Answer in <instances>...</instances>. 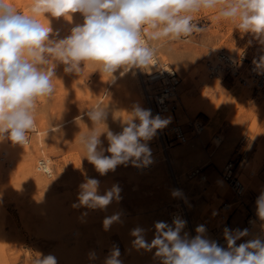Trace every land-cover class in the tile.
Here are the masks:
<instances>
[{"label":"rangeland","instance_id":"374dc122","mask_svg":"<svg viewBox=\"0 0 264 264\" xmlns=\"http://www.w3.org/2000/svg\"><path fill=\"white\" fill-rule=\"evenodd\" d=\"M13 2L27 10L31 0ZM79 15L74 14L71 22L52 19V27L62 38L82 23ZM212 15L210 11L195 14L202 30L187 38L150 42L180 78L173 114L160 112L151 98L156 89L144 79L148 68L117 72L110 81L109 76L94 72L92 65L79 76L64 73L63 65L57 67L54 93L41 98L28 143L22 147L9 140L0 142V264H33L41 254L54 255L57 264H104L114 246L120 250L122 264H160L155 249L149 252L133 246L131 232L142 228L150 243L156 222L171 225L180 212L186 221L181 235L195 237L197 226L204 225L205 237L224 248L225 228L248 229L249 235L238 240L237 246L264 236V221L256 213L257 198L264 192V90L240 85L226 74L209 79L205 72L206 61L218 51L232 54L243 66L245 59L264 57V44L228 22H213ZM36 18L47 26L45 17ZM97 103L107 106L106 124L113 133L122 130L120 117L135 105L170 120L147 142L151 167L137 172L129 163L101 176L83 159L75 136L91 126L84 113ZM175 123L186 133L183 143L174 138ZM197 123L203 125L200 132L195 129ZM104 129L101 125L100 130ZM101 141L107 148L104 135ZM40 158L49 160L51 176L36 170ZM229 160L244 184L241 195H235L222 179V168ZM196 168L206 180L189 176ZM87 178L100 181L101 194L118 185L121 199L105 210L74 208L79 187ZM173 190H180L182 196L173 197ZM117 213L120 220L106 231L105 217ZM252 218L253 228L248 224Z\"/></svg>","mask_w":264,"mask_h":264},{"label":"clouds","instance_id":"9594fccd","mask_svg":"<svg viewBox=\"0 0 264 264\" xmlns=\"http://www.w3.org/2000/svg\"><path fill=\"white\" fill-rule=\"evenodd\" d=\"M201 11L213 13V22H228L234 30L250 34L264 44V0H31L27 10L16 7L13 0H0V142L9 140L23 147L36 125V112L41 98L54 93L53 77L63 65L66 74L81 75L92 65L101 77L114 80L117 72L146 69L156 65L157 47L150 42L176 41L202 29L194 22ZM79 13L83 20L60 37L52 19L71 22ZM43 16L47 26L36 18ZM264 67V57L261 58ZM122 119V130L113 133L107 127V106L97 103L84 115L91 122L87 130L75 136L87 159L101 175L129 163L137 168L152 163L148 146L157 133L170 122L150 109L135 105ZM77 119L82 120L83 117ZM104 125L105 129L100 130ZM108 141L102 146L101 136ZM108 153V155H105ZM39 169L48 172V162L40 161ZM100 181L87 178L79 187L74 208L105 210L121 199V189L113 185L103 194ZM180 197V190H173ZM256 213L264 221V192L256 201ZM86 214V213H85ZM120 220V214L105 217L104 229ZM186 221L175 217L172 224H155V235L149 243L142 228H135L133 246L152 251L160 264H264V240L250 239L248 229H224L227 247L205 237L206 228L199 225L196 236L181 235ZM120 250L113 247L104 264H122ZM94 259L95 254L90 253ZM33 264H57L54 255L35 258Z\"/></svg>","mask_w":264,"mask_h":264},{"label":"built area","instance_id":"2783aa9c","mask_svg":"<svg viewBox=\"0 0 264 264\" xmlns=\"http://www.w3.org/2000/svg\"><path fill=\"white\" fill-rule=\"evenodd\" d=\"M81 19L83 20L82 16ZM262 57L263 56H256L251 59H245V64L241 66L238 58L233 61L229 57L228 53L225 51H218L214 57L215 60L216 58L218 59L216 63H214L211 59H208L205 63L207 76L209 79L218 78L219 72H221L222 75L226 74L244 86H248L247 84L250 83L251 88L255 91L258 89L264 90V67L260 66ZM156 62L157 64L154 66L155 68L150 66L148 68V72L146 73V82L153 85L156 89L151 98L160 112H174L175 105L173 104V95L180 84V78L175 70L168 65V63L165 64L164 61L159 58L157 53ZM148 98H150V96H148ZM171 128L174 138L177 141L183 143L187 140L186 133L180 124L175 123ZM42 160L46 161L44 159H39L36 164V170L43 175L51 176L52 168L50 164H48V172H44L39 169L38 165ZM143 168L145 170L149 167L147 166ZM221 175L222 179L230 186L235 195H241L244 192V184L239 178L238 168L232 160L225 163L222 168ZM189 176L192 178L197 177L200 180H206V175L200 168L193 169ZM252 222L253 218L248 220L249 226H251Z\"/></svg>","mask_w":264,"mask_h":264},{"label":"bare ground","instance_id":"6f19581e","mask_svg":"<svg viewBox=\"0 0 264 264\" xmlns=\"http://www.w3.org/2000/svg\"><path fill=\"white\" fill-rule=\"evenodd\" d=\"M80 16V15H79ZM215 55L216 54H214V55H212V57L213 58H210L212 61H214V63H216L217 61H218V59L216 58V60H215ZM229 55V57L234 61L235 59H237L235 56H233L232 54H228ZM157 63V62H156ZM154 66H156V65H153L152 66V68H155ZM205 72H206V74H207V70H206V68H205ZM221 75H222V73L221 72H219V77H221ZM144 79H146L145 77H144ZM144 79H143V82H144ZM240 85H242V84H240ZM248 86H246V87H249L250 86V88H251V85H250V83H248L247 84ZM244 86V85H243ZM253 89V88H252ZM257 91H261L260 89H258ZM177 94V92L175 91V93H174V95H173V97H175V95ZM162 98V97H161ZM173 104L175 105V103L173 102ZM175 108H176V105H175ZM168 113V112H167ZM169 113H171V114H173V112H169ZM195 129H197V131H201L202 129H203V125L202 124H200V123H197V126H196V128ZM216 139H219V137H216ZM28 143V142H27ZM26 143V144H27ZM40 159H44V160H46L47 162H48V164H50L49 163V160L48 159H45V158H40ZM38 162V161H37ZM152 162H153V160H152ZM37 164V163H36ZM150 165H152V163L150 164ZM150 165H148V167H151ZM134 169H135V171H137V172H143V171H145L144 170V168L142 167L141 169H139V168H137V167H134ZM245 188V187H244ZM245 190V189H244ZM179 212V211H178ZM172 217H173V215H172ZM175 217H180V218H182L183 220H184V218H183V216H182V212H180V213H178V214H176L175 216H174V218ZM254 222H252L251 223V228H253L254 227ZM262 240H264V236L261 238Z\"/></svg>","mask_w":264,"mask_h":264}]
</instances>
